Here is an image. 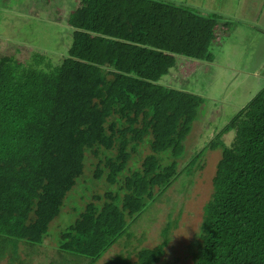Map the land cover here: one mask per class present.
Returning a JSON list of instances; mask_svg holds the SVG:
<instances>
[{"label":"trees","instance_id":"1","mask_svg":"<svg viewBox=\"0 0 264 264\" xmlns=\"http://www.w3.org/2000/svg\"><path fill=\"white\" fill-rule=\"evenodd\" d=\"M108 12L123 25L116 39L107 36L108 44L117 46V64L122 69L128 67L137 47L173 56L175 63L213 60L217 14L203 16L193 5L170 0H111ZM2 56L0 165L20 161L28 166L29 176L45 183L38 191L42 197L34 203L32 222L27 221L29 232L15 236L34 247L44 242L63 214L80 170L94 155L99 162L94 171L103 180H93V190L82 185L93 197L86 200L87 214L73 216L74 224L62 231L57 243L69 263L98 264L121 238L131 236L130 226L179 174L176 158L184 154L200 98L182 88L167 87L159 94L156 83L145 81L142 98L124 106L120 99L130 77L122 69L72 58L64 71L61 65L45 71ZM241 119L237 145L222 143V156L229 153L237 169L217 220L207 234L203 229L199 233L202 264H264V87L221 133L235 129ZM108 126L117 132L109 153L101 144L110 136ZM145 145L148 152L143 153L139 147ZM172 155L173 160L165 161ZM31 192L19 185L2 187L0 235L9 228L3 220V199L27 209ZM170 226L164 229L161 243L140 248L135 260L120 253L105 264H158L169 242Z\"/></svg>","mask_w":264,"mask_h":264},{"label":"rangeland","instance_id":"2","mask_svg":"<svg viewBox=\"0 0 264 264\" xmlns=\"http://www.w3.org/2000/svg\"><path fill=\"white\" fill-rule=\"evenodd\" d=\"M3 1L6 5L0 4V57L9 55L45 71L60 65L64 71L72 58L122 69L117 64V46L108 44L107 36L116 39L123 31L121 22L108 12L111 0ZM170 1L193 5L203 16L217 14L211 47L213 60L186 63L180 59L173 67L172 58L156 50L137 47L128 67L122 69L130 77L123 86L120 99L124 106L142 98L145 81L156 83L159 94H163L167 87L174 91L182 88L200 101L193 116L192 130L184 141V154L176 158V173L179 174H175V180L155 202L148 201L151 207L130 226L128 233L131 236L121 238L98 264H105L120 253L135 260L140 248L162 242L163 231L170 223L173 226L168 231L169 242L158 264H202L201 245L197 248L199 233L203 229L207 234L217 220L237 169L229 153L222 156V143L227 147L237 145L238 124L242 125L243 119L234 124L235 129L221 132L264 87V80L261 81L264 66L261 76L257 77L245 70L250 59L247 56L251 49H256L251 45V37L257 35L254 30L264 31V0ZM244 30L251 31L246 42L244 35L240 34ZM33 56H38V62L34 63ZM240 59L242 63H239ZM2 63L3 60L0 66ZM251 67L254 68V64ZM169 68L173 72L167 76ZM107 128L110 136L106 141L102 139L101 144L103 151L109 153L117 132L114 128ZM214 139L215 143L208 148ZM139 148L143 153L148 152L146 145ZM89 157L91 160L84 170H80L63 214L38 247L24 244L17 236L23 237L29 232L27 223L32 222L34 203L42 197L38 191L44 188V179H33L28 174V166L20 161L13 166L0 165V193L2 187L19 185L30 188L33 197L31 207L27 209L12 206L9 199H3L5 203L1 209L6 212L3 220L9 228L5 235H0V264H73L58 250L57 240L63 236L62 231L72 227L73 216L87 214L86 200H93V197L82 185L87 184L86 189L93 190L96 186L93 180H103L94 171L99 167L98 158L94 155ZM169 160H173V155L165 159ZM32 173L35 175L36 171Z\"/></svg>","mask_w":264,"mask_h":264},{"label":"crops","instance_id":"3","mask_svg":"<svg viewBox=\"0 0 264 264\" xmlns=\"http://www.w3.org/2000/svg\"><path fill=\"white\" fill-rule=\"evenodd\" d=\"M254 31H257V32H255V33H257V35L255 36H252L251 37V39H252V44L251 45H254V47H256V49H251V53L247 56V58H250L249 59V61H248V63L246 64V65H248V67H246L245 66V70H246V72L247 73H249L250 75H253L254 77H257V76H261V69L263 68V66H264V38H263V35H264V31H262V30H259V29H256V30H254ZM240 34L241 35H244V42H246V41H248V38H249V36H251V31L249 30V31H243L242 33H241V31H240ZM243 40V39H242ZM241 40V41H242ZM162 55H164L163 53H161ZM167 57H169V58H172L173 59V61H174V63H175V58H173V56H170V55H166ZM242 58V57H241ZM255 58V59H254ZM254 60H256L257 62H254ZM173 63V67L175 66V64ZM239 63H242V60L240 59L239 60ZM232 64V63H231ZM245 64V63H244ZM254 64V68L253 67H251L250 68V66L251 65H253ZM172 66L170 67V68H172ZM169 68V71H168V74H167V76H169V75H171V73L170 72H173V71H171V69ZM250 68V71L248 70ZM253 70V71H252ZM252 71V72H251ZM175 73V72H174ZM164 75H162V77H163ZM166 76V77H167ZM248 78H250V77H248ZM264 80V75H263V77L261 78V81H263ZM263 85H264V83H263ZM254 95H256V94H254ZM254 95L252 96V98L254 97ZM204 101V100H203ZM251 101V100H250ZM249 101V102H250ZM248 102V103H249ZM247 103V104H248ZM246 104V105H247ZM246 105H244L243 107H245ZM242 107V108H243Z\"/></svg>","mask_w":264,"mask_h":264},{"label":"clouds","instance_id":"4","mask_svg":"<svg viewBox=\"0 0 264 264\" xmlns=\"http://www.w3.org/2000/svg\"><path fill=\"white\" fill-rule=\"evenodd\" d=\"M140 48H145V47H140ZM147 49H149V48H147ZM157 52V51H156ZM161 53V52H160Z\"/></svg>","mask_w":264,"mask_h":264}]
</instances>
